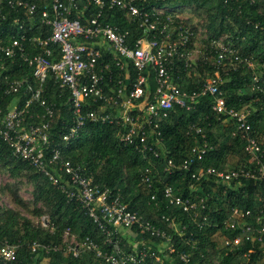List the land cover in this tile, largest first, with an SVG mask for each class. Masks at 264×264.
<instances>
[{
    "label": "trees",
    "instance_id": "trees-1",
    "mask_svg": "<svg viewBox=\"0 0 264 264\" xmlns=\"http://www.w3.org/2000/svg\"><path fill=\"white\" fill-rule=\"evenodd\" d=\"M28 1L37 5L32 16H29L23 7L0 0V37L5 41L24 37L26 48L32 47L34 37L45 38L51 35V27L45 26L41 21V13L43 9L48 8V0ZM89 1L78 0L79 8L83 10V21L98 11V7L93 3L87 5ZM152 5L180 8L182 11L189 7L206 13L209 37L194 66L187 69L182 61H177L174 65L173 78L182 88L190 91L200 89L206 78L214 73L216 67L212 58L215 59L216 52L210 46L213 39L225 37L222 41L227 46L254 61L253 68H234L227 65L222 69L224 82L221 88L229 107L249 110L253 135L264 147V0H149L146 3L147 8ZM76 14L75 10L72 17ZM101 19L118 26L122 31L128 30L130 39L144 34L138 20L119 7L106 10ZM176 22H182L193 31L192 41L186 47L194 52L197 46L195 27L183 17L176 18ZM110 57V53L106 54L107 60H110ZM204 57H208V60ZM113 68L115 73H118L115 65ZM128 69L131 72V80H134L137 71L132 65H129ZM125 72L122 71V79ZM30 73V66L22 60L16 58L12 62L0 52V107L4 112L15 103L24 106L29 98L23 92L6 93V77L22 78L31 76ZM255 76H258V82L254 81ZM154 82V77L151 76L153 86ZM44 97L55 110L49 131V156L54 148H59L65 158L85 166L97 182L109 187L114 193L120 192L130 209L138 210L146 219L174 235L176 251L190 252L194 264H264V252L260 248L249 257L243 255L242 251H246L251 245L249 242L244 246H237L228 254L225 252L227 246L222 244L223 236L235 237L239 234L238 229L227 228L223 223L233 207L251 209L254 215H262L264 218V180H248L242 177L239 180L222 182L211 177L196 181L189 170H179L174 174L164 171L167 156L189 157L191 147L197 141L202 142V133L197 131L198 127L203 129L211 145L204 159L199 162L201 166H215L227 170L250 165L245 151L246 140L238 130L237 135H233V131L237 129L233 119L226 125L224 120L228 116L213 110L212 95L200 97L192 109L175 105L170 116L161 124L163 147H159L160 156L152 155L149 158L134 144H126L120 140L122 128L118 124L88 122L80 131V137L67 144L63 140V133L73 121L70 92L61 89L54 78H48ZM44 113L45 107L34 102L25 112V123H38ZM231 157H238L239 161L232 168H228ZM241 158L244 162H241ZM0 164L13 177L26 173L36 185L37 201L43 202L49 210L48 228H43L36 226L30 218L22 216L14 209L0 205V246L9 242L17 247L16 264H41L44 258L49 259L48 264H108L95 251H85L82 256L75 257L68 250L69 237L73 236L80 240L88 236L103 249L109 250V246L105 244L106 233L79 201L69 199L48 176L37 171L28 160L16 156L12 147L2 138ZM148 167L151 169V187L141 184V175ZM167 183L172 185L178 194L197 201L199 208L184 211L179 206L169 205L163 194V187ZM153 194L156 195L155 198H152ZM164 214L170 217L169 221L162 217ZM172 221L177 229L168 225ZM67 230L70 232L68 239L65 238ZM134 231L137 234H133L140 242L136 246L138 248L128 244L127 236L117 234L126 251L142 249L143 243L152 245L155 249L161 245L156 242H143L146 239H160L142 234L136 227ZM35 241L57 249L46 252L39 247L33 251L31 244ZM158 254L162 256L161 261L149 257L147 264H183L177 254H172L173 258L166 257V251ZM0 264L7 263L0 258Z\"/></svg>",
    "mask_w": 264,
    "mask_h": 264
},
{
    "label": "built area",
    "instance_id": "built-area-1",
    "mask_svg": "<svg viewBox=\"0 0 264 264\" xmlns=\"http://www.w3.org/2000/svg\"><path fill=\"white\" fill-rule=\"evenodd\" d=\"M7 1L26 9L29 16L36 12L35 2ZM148 1L90 0L87 5L93 3L98 11L83 21V10L79 8L78 0H48V8L41 13V21L51 27L50 36L34 37V44L29 48L24 45V37L10 41L0 37V52L12 62L19 58L31 68V76L6 77V93L23 92L29 98L24 106L15 103L7 112L0 107V138L12 147L16 156L28 160L37 171L48 176L69 199L79 201L106 233L105 244L109 250L103 249L88 236L81 240L73 236L68 250L75 257L82 256L85 251H95L108 264H147L149 257L161 261L162 256L158 252L166 251V257L173 258L172 254H177L183 264H194L190 252L176 251L174 235L146 219L138 210L130 209L120 192L114 193L109 187L97 182L85 166L65 158L59 148H54L51 156L47 154L49 131L55 116L54 107L44 97L48 78H54L61 89L70 92L73 121L63 133V140L67 144L80 137V131L88 122L118 124L122 128L120 140L134 144L148 158L160 156L159 147H163L160 128L170 116L172 108L178 104L192 109L200 97L210 94L214 97L213 110L233 119L237 125L233 135L239 131L246 140L245 151L251 166L227 170L201 166L199 162L204 159L211 145L203 129L198 127L202 142L197 141L191 147L189 157L167 156L164 171L174 174L179 170H189L196 181L211 177L222 182L242 177L264 180V147L253 135L249 110L229 107L221 88L224 82L222 69L227 65L253 68L254 61L239 55L221 39H213L210 46L216 52L214 73L206 78L200 89L190 91L182 88L173 78V69L177 61H182L187 69L197 61L198 58L193 61V50L186 47L192 41L193 31L182 22H176V18L182 17V9L159 5L147 8ZM115 7L138 20L144 31L143 36L130 39L128 30L122 31L118 26L101 19L106 10ZM75 10L77 14L72 17ZM108 53L111 55L110 60L106 59ZM204 58L208 60V57ZM113 65L118 68V73H115ZM129 65L137 71L134 80H131ZM123 70L126 71L124 79L120 77ZM151 76L155 80L154 86ZM258 80V76H255L254 81ZM34 102L44 106L45 113L38 123L27 124L25 112ZM150 171L148 167L141 175V184L149 187L152 186ZM163 194L169 205L179 206L184 211L199 208L197 201L178 194L168 183L163 187ZM155 196L153 194L152 198ZM162 217L170 220L166 214ZM223 223L227 228L239 230L235 237L223 236L222 244L227 246V254L246 242L251 245L246 251L241 250L243 255L249 257L258 248L264 252L262 215H254L251 209L233 207ZM168 225L177 229L174 221ZM121 227L129 230L136 227L142 234L162 240L164 245L155 249L143 243L142 249L126 251L117 236ZM69 233L67 230L66 237ZM31 247L33 251L39 247L46 252L57 249L36 241ZM0 258L7 264H16L17 247L4 242L0 246Z\"/></svg>",
    "mask_w": 264,
    "mask_h": 264
},
{
    "label": "rangeland",
    "instance_id": "rangeland-1",
    "mask_svg": "<svg viewBox=\"0 0 264 264\" xmlns=\"http://www.w3.org/2000/svg\"><path fill=\"white\" fill-rule=\"evenodd\" d=\"M180 14L184 19L189 21L190 25L194 26L196 29L195 41L197 46L194 49L192 55L194 61V59H197L199 57L200 51L204 49L205 44L208 41L209 32L206 26V13L200 10H193L188 7L183 11L181 10ZM224 38L225 37H222L221 40H223ZM214 61L215 59L213 57L212 62L214 63ZM230 121L231 120L229 118H226L224 120V123L228 125ZM238 161V157H231L228 168H232L233 166H235ZM241 162H244L243 158H241ZM36 196V185L26 173H24L20 177H13L11 176L10 172L0 164V205H2L4 208L14 209L22 216L30 218L36 226L48 228L47 226L49 224V210L43 202L37 201ZM124 236L126 235L124 234ZM65 238L68 239V237L66 236ZM69 239L71 241L73 237H69ZM146 241L151 244H154L156 242L158 244L164 245V242L161 240L154 241L152 239H146L143 242ZM218 241L220 242L219 239ZM134 243L137 242L134 241ZM48 263V258H44L41 262V264Z\"/></svg>",
    "mask_w": 264,
    "mask_h": 264
},
{
    "label": "crops",
    "instance_id": "crops-1",
    "mask_svg": "<svg viewBox=\"0 0 264 264\" xmlns=\"http://www.w3.org/2000/svg\"><path fill=\"white\" fill-rule=\"evenodd\" d=\"M119 233H124L126 236H127V238H128V240H129V243L130 244H132L133 246H134V248L137 246V245H139V241H138V237L137 236H135L133 233H137V232H135L134 231V229H126V228H120V230H119ZM134 241H136L137 243H134Z\"/></svg>",
    "mask_w": 264,
    "mask_h": 264
}]
</instances>
